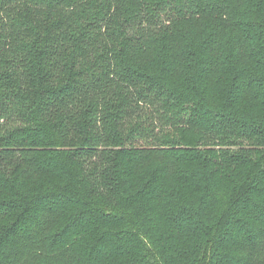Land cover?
<instances>
[{
	"label": "trees",
	"instance_id": "trees-1",
	"mask_svg": "<svg viewBox=\"0 0 264 264\" xmlns=\"http://www.w3.org/2000/svg\"><path fill=\"white\" fill-rule=\"evenodd\" d=\"M0 264H264V0H0Z\"/></svg>",
	"mask_w": 264,
	"mask_h": 264
},
{
	"label": "rangeland",
	"instance_id": "rangeland-1",
	"mask_svg": "<svg viewBox=\"0 0 264 264\" xmlns=\"http://www.w3.org/2000/svg\"><path fill=\"white\" fill-rule=\"evenodd\" d=\"M206 148L208 147H200L201 150H205ZM217 149H220V148H217Z\"/></svg>",
	"mask_w": 264,
	"mask_h": 264
}]
</instances>
